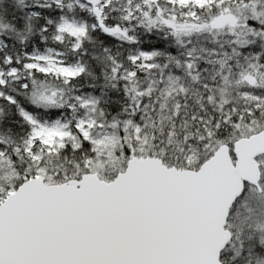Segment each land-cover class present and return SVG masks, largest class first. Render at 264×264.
Listing matches in <instances>:
<instances>
[{"label": "snow or ice", "instance_id": "1", "mask_svg": "<svg viewBox=\"0 0 264 264\" xmlns=\"http://www.w3.org/2000/svg\"><path fill=\"white\" fill-rule=\"evenodd\" d=\"M0 264H264V0H0Z\"/></svg>", "mask_w": 264, "mask_h": 264}]
</instances>
